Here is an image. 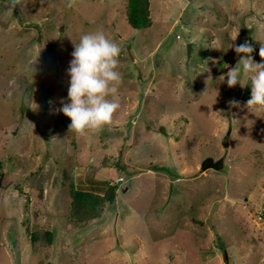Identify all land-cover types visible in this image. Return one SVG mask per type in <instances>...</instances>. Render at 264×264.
Masks as SVG:
<instances>
[{
  "label": "rangeland",
  "instance_id": "374dc122",
  "mask_svg": "<svg viewBox=\"0 0 264 264\" xmlns=\"http://www.w3.org/2000/svg\"><path fill=\"white\" fill-rule=\"evenodd\" d=\"M128 1L28 0L9 16L0 0V264H264V113L246 105L250 80L221 77L235 45L264 62V0H150L145 30L128 24ZM98 29L121 48V106L78 136L53 110L74 42ZM210 157L224 169L202 172ZM72 181L116 186V205L77 227ZM41 230L55 243L34 250Z\"/></svg>",
  "mask_w": 264,
  "mask_h": 264
},
{
  "label": "clouds",
  "instance_id": "9594fccd",
  "mask_svg": "<svg viewBox=\"0 0 264 264\" xmlns=\"http://www.w3.org/2000/svg\"><path fill=\"white\" fill-rule=\"evenodd\" d=\"M74 4L75 0H69L67 6L71 8ZM27 6L28 0H8L4 14L10 16L17 8L23 13ZM234 50L238 63L226 73V77L221 76L223 82L233 88L237 84L246 86L242 77L250 80L251 97L246 105L254 113H264V62L254 60V49L247 42L235 45ZM120 52V46L102 29L82 34L79 42H74L72 59L66 70L70 77L68 97L61 99L62 106L53 110L54 114L62 112L70 118L69 132L84 136L114 122V114L121 106L118 94L123 80L118 71ZM259 55L264 60V46ZM229 104L239 106V101L231 100Z\"/></svg>",
  "mask_w": 264,
  "mask_h": 264
},
{
  "label": "trees",
  "instance_id": "16d2710c",
  "mask_svg": "<svg viewBox=\"0 0 264 264\" xmlns=\"http://www.w3.org/2000/svg\"><path fill=\"white\" fill-rule=\"evenodd\" d=\"M126 19L135 30L151 28L150 0H129L126 6ZM158 168V166H152ZM2 174H0V183ZM118 188L108 184L105 192L99 194L80 190L72 181L70 184L71 208L69 220L79 228L87 227L91 222L100 219L107 207L116 205ZM30 242L34 250L50 248L55 243V235L50 230H41L30 234Z\"/></svg>",
  "mask_w": 264,
  "mask_h": 264
},
{
  "label": "water",
  "instance_id": "95a60500",
  "mask_svg": "<svg viewBox=\"0 0 264 264\" xmlns=\"http://www.w3.org/2000/svg\"><path fill=\"white\" fill-rule=\"evenodd\" d=\"M192 45L193 44H191V43L188 45V57L189 58L191 57V50L193 48ZM231 134H232V128H229L226 136L222 140L223 147H225V148L229 147ZM224 166H225L224 158H220V159L215 160L214 158L210 157V158L205 159L202 162L201 171L202 172H205V171H208V170L221 171L222 169H224ZM224 257H225V259H227L226 254H225Z\"/></svg>",
  "mask_w": 264,
  "mask_h": 264
},
{
  "label": "built area",
  "instance_id": "2783aa9c",
  "mask_svg": "<svg viewBox=\"0 0 264 264\" xmlns=\"http://www.w3.org/2000/svg\"><path fill=\"white\" fill-rule=\"evenodd\" d=\"M181 37L180 36H177V39H180Z\"/></svg>",
  "mask_w": 264,
  "mask_h": 264
}]
</instances>
